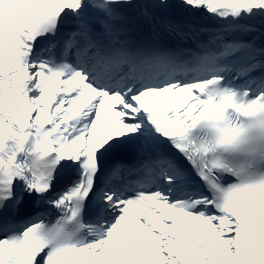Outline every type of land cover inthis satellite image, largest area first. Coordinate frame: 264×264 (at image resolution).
<instances>
[{
    "label": "snow or ice",
    "instance_id": "1",
    "mask_svg": "<svg viewBox=\"0 0 264 264\" xmlns=\"http://www.w3.org/2000/svg\"><path fill=\"white\" fill-rule=\"evenodd\" d=\"M0 264H264V0H0Z\"/></svg>",
    "mask_w": 264,
    "mask_h": 264
}]
</instances>
